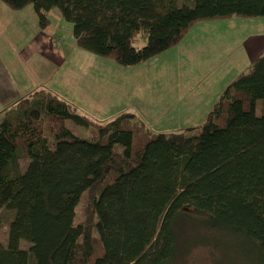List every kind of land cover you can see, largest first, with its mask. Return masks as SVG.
Masks as SVG:
<instances>
[{
  "label": "trees",
  "instance_id": "obj_1",
  "mask_svg": "<svg viewBox=\"0 0 264 264\" xmlns=\"http://www.w3.org/2000/svg\"><path fill=\"white\" fill-rule=\"evenodd\" d=\"M2 1L33 5L43 28L58 8L81 48L123 66L171 49L198 22L264 16V0ZM1 115L0 211L12 218L3 241L0 215V264H177L198 244L264 264V52L202 125L176 132L129 112L97 121L47 88Z\"/></svg>",
  "mask_w": 264,
  "mask_h": 264
},
{
  "label": "rangeland",
  "instance_id": "obj_2",
  "mask_svg": "<svg viewBox=\"0 0 264 264\" xmlns=\"http://www.w3.org/2000/svg\"><path fill=\"white\" fill-rule=\"evenodd\" d=\"M48 16L51 22L43 28L33 5L13 10L0 0V122L15 96L47 88L97 121L129 112L155 133L200 126L250 65L246 42L264 41V16L201 21L171 49L137 66H123L81 48L58 8ZM59 37L62 45L55 47ZM145 44L141 39L140 45ZM263 52L264 47L252 58ZM66 125L89 138L88 129L74 120ZM90 199L89 193L83 194L75 223L85 220ZM0 215L6 241L12 214L2 210ZM185 252L177 264H253L234 249L228 261L209 245H193Z\"/></svg>",
  "mask_w": 264,
  "mask_h": 264
},
{
  "label": "crops",
  "instance_id": "obj_3",
  "mask_svg": "<svg viewBox=\"0 0 264 264\" xmlns=\"http://www.w3.org/2000/svg\"><path fill=\"white\" fill-rule=\"evenodd\" d=\"M50 22H51V20H50ZM72 31H73V29H72ZM61 45H62V39H61V37H59L58 39H56L55 41H54V46L55 47H61ZM246 45H247V50H248V53H249V57H250V59L251 60H253L254 58H252V55L255 53V52H259L260 50H261V48H263L264 47V41L263 40H260V39H253V40H250V41H247L246 42ZM262 53H260V55H261ZM19 99V96H15L14 98H13V103L15 102V101H17ZM12 103V104H13Z\"/></svg>",
  "mask_w": 264,
  "mask_h": 264
}]
</instances>
